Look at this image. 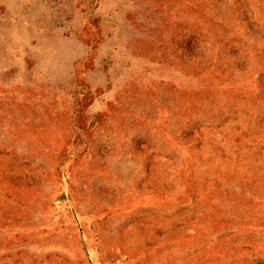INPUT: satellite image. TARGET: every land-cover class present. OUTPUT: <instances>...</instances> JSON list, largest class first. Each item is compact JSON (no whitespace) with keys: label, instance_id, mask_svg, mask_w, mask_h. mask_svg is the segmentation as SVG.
Segmentation results:
<instances>
[{"label":"rangeland","instance_id":"obj_1","mask_svg":"<svg viewBox=\"0 0 264 264\" xmlns=\"http://www.w3.org/2000/svg\"><path fill=\"white\" fill-rule=\"evenodd\" d=\"M0 264H264V0H0Z\"/></svg>","mask_w":264,"mask_h":264}]
</instances>
